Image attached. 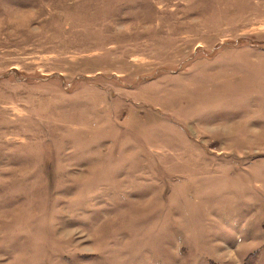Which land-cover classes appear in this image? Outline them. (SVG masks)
Instances as JSON below:
<instances>
[{"label":"rangeland","instance_id":"374dc122","mask_svg":"<svg viewBox=\"0 0 264 264\" xmlns=\"http://www.w3.org/2000/svg\"><path fill=\"white\" fill-rule=\"evenodd\" d=\"M212 262L264 264V0H0V264Z\"/></svg>","mask_w":264,"mask_h":264},{"label":"trees","instance_id":"16d2710c","mask_svg":"<svg viewBox=\"0 0 264 264\" xmlns=\"http://www.w3.org/2000/svg\"><path fill=\"white\" fill-rule=\"evenodd\" d=\"M251 256H252V255H251ZM251 256H250V257H251ZM247 260H248V259H247ZM247 260L245 261L246 263H247ZM211 264H217V263H215V262H212Z\"/></svg>","mask_w":264,"mask_h":264}]
</instances>
